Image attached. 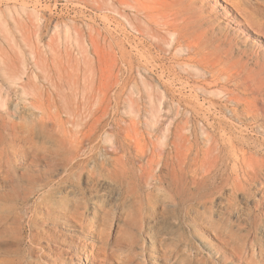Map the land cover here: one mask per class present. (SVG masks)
<instances>
[{"label": "rangeland", "instance_id": "374dc122", "mask_svg": "<svg viewBox=\"0 0 264 264\" xmlns=\"http://www.w3.org/2000/svg\"><path fill=\"white\" fill-rule=\"evenodd\" d=\"M254 28L264 0H0V264H101L94 228L112 263L264 264Z\"/></svg>", "mask_w": 264, "mask_h": 264}, {"label": "bare ground", "instance_id": "6f19581e", "mask_svg": "<svg viewBox=\"0 0 264 264\" xmlns=\"http://www.w3.org/2000/svg\"><path fill=\"white\" fill-rule=\"evenodd\" d=\"M244 15H245V19H246L247 23L249 25H253V22L250 19V17L248 18V15H246V14H244ZM254 31L257 34L264 36V30L262 28H254ZM37 120L39 122H42V123H45L46 122V119L43 116L39 117ZM159 203H162L161 205L163 206V209H165L168 206V204H170V203H168V201L165 198H163V200H160ZM157 208H158V206L157 205H154L153 208H152V212H155L156 210H158ZM190 212H191V208H189L187 210V212L185 214V217L189 216L190 215ZM209 224L212 227V229L215 231L216 235L220 239H223V240L227 241V240H230V238L232 237V233H233L232 230H228L227 231L224 228V226L221 224V222H219L218 220H211V221H209ZM94 230L98 234L99 241L103 242V244L105 245L104 247H102L105 250L101 254L102 255V258L101 259L103 260V263H101V264H118L117 262L116 263H112V261L115 262V260L112 259V257H113L112 248H111L112 247V243H111V240H110L109 236L106 235L103 232V230H101L100 228L99 229L98 228H94ZM90 243L94 247V243H92V242H90ZM88 251H91V250L89 249ZM190 255L192 256V258H198V259L199 258H203V255L201 254V252H198V251H195V250L194 251H191V254ZM229 256H233V255H230L229 254ZM243 260H246L249 264H263L259 260H256L255 259V256L253 255V252H250L248 255H246ZM262 261L264 262V260H262ZM233 264H235V262H233Z\"/></svg>", "mask_w": 264, "mask_h": 264}]
</instances>
